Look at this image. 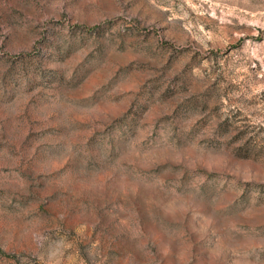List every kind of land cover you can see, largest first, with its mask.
<instances>
[{"label": "rangeland", "instance_id": "374dc122", "mask_svg": "<svg viewBox=\"0 0 264 264\" xmlns=\"http://www.w3.org/2000/svg\"><path fill=\"white\" fill-rule=\"evenodd\" d=\"M0 264H264V0H0Z\"/></svg>", "mask_w": 264, "mask_h": 264}]
</instances>
